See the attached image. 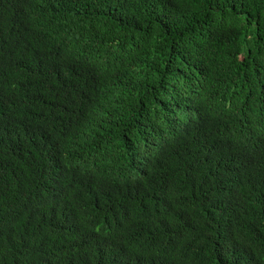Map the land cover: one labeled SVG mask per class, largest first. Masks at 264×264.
<instances>
[{
    "label": "trees",
    "instance_id": "trees-1",
    "mask_svg": "<svg viewBox=\"0 0 264 264\" xmlns=\"http://www.w3.org/2000/svg\"><path fill=\"white\" fill-rule=\"evenodd\" d=\"M0 264H264V0H0Z\"/></svg>",
    "mask_w": 264,
    "mask_h": 264
}]
</instances>
